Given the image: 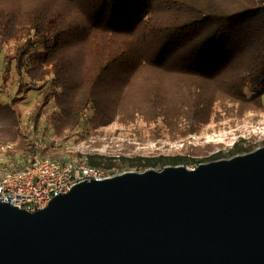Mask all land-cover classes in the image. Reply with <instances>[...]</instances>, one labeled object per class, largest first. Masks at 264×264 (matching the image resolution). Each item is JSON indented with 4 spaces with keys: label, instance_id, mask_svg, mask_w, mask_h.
Here are the masks:
<instances>
[{
    "label": "trees",
    "instance_id": "obj_1",
    "mask_svg": "<svg viewBox=\"0 0 264 264\" xmlns=\"http://www.w3.org/2000/svg\"><path fill=\"white\" fill-rule=\"evenodd\" d=\"M0 90L7 100L0 102V150L22 160L5 172L23 170L36 155L60 161L57 148L35 137L45 115L59 138L118 122L143 123L154 141H183L212 123L264 114V6L262 0H0ZM30 93L41 100L33 128L24 129L16 105ZM52 103L57 110L47 114ZM262 145L241 140L212 155L214 145L170 156L79 157L80 164L119 175L192 169Z\"/></svg>",
    "mask_w": 264,
    "mask_h": 264
},
{
    "label": "water",
    "instance_id": "obj_2",
    "mask_svg": "<svg viewBox=\"0 0 264 264\" xmlns=\"http://www.w3.org/2000/svg\"><path fill=\"white\" fill-rule=\"evenodd\" d=\"M0 264H264V146L0 202Z\"/></svg>",
    "mask_w": 264,
    "mask_h": 264
},
{
    "label": "rangeland",
    "instance_id": "obj_3",
    "mask_svg": "<svg viewBox=\"0 0 264 264\" xmlns=\"http://www.w3.org/2000/svg\"><path fill=\"white\" fill-rule=\"evenodd\" d=\"M10 66L12 79H10L9 83L11 84V91L7 96L12 99L17 87L14 76V64ZM8 67L9 65H5L4 71ZM4 94L6 93L0 90V102L3 105H7ZM40 100L41 98L38 94L30 93L22 97L17 103L18 110L23 114L22 124L24 129L28 124L31 125L30 117L39 106ZM56 110V105L52 103L47 107L46 113L51 114ZM31 128H33V125H31ZM136 130L142 131L143 136L141 137ZM35 137L41 145H52L53 148H57L60 161L76 164H80L81 157L79 155L84 157L90 154H102L112 157L170 156L182 153L185 148L196 149L197 147H206L208 145L215 146L210 154L212 155L232 148L241 140H255L257 143L264 142V114H247L243 119L235 121L228 119L221 123H212L206 126L199 135L178 142H170L166 139L154 141L143 123H139L137 126L123 127L118 122L99 129H91L88 132L84 128H80L68 133L65 137L59 138L55 135L48 116L45 115L42 118L39 130L35 133ZM12 146L10 145V147ZM6 154L7 147L2 148L0 150V174L8 170V168H12L15 164L22 163V160H14ZM53 155L50 153V156L46 158L55 160Z\"/></svg>",
    "mask_w": 264,
    "mask_h": 264
},
{
    "label": "built area",
    "instance_id": "obj_4",
    "mask_svg": "<svg viewBox=\"0 0 264 264\" xmlns=\"http://www.w3.org/2000/svg\"><path fill=\"white\" fill-rule=\"evenodd\" d=\"M112 176L105 169L36 155L23 170L0 174V202L35 212L44 209L54 197L68 193L81 182L101 181Z\"/></svg>",
    "mask_w": 264,
    "mask_h": 264
}]
</instances>
